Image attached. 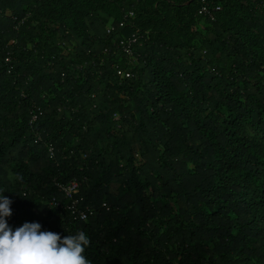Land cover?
I'll list each match as a JSON object with an SVG mask.
<instances>
[{
  "label": "trees",
  "instance_id": "1",
  "mask_svg": "<svg viewBox=\"0 0 264 264\" xmlns=\"http://www.w3.org/2000/svg\"><path fill=\"white\" fill-rule=\"evenodd\" d=\"M248 129L264 141V0H0L13 230L82 231L91 264H264Z\"/></svg>",
  "mask_w": 264,
  "mask_h": 264
},
{
  "label": "clouds",
  "instance_id": "2",
  "mask_svg": "<svg viewBox=\"0 0 264 264\" xmlns=\"http://www.w3.org/2000/svg\"><path fill=\"white\" fill-rule=\"evenodd\" d=\"M3 193L0 189V264H91L83 254L90 240L82 231L61 236L42 231L35 221L13 230L7 222L12 200Z\"/></svg>",
  "mask_w": 264,
  "mask_h": 264
},
{
  "label": "built area",
  "instance_id": "3",
  "mask_svg": "<svg viewBox=\"0 0 264 264\" xmlns=\"http://www.w3.org/2000/svg\"><path fill=\"white\" fill-rule=\"evenodd\" d=\"M219 7H213V8H208L207 6H202L200 11L201 13H205V14H208L211 18H213V13L215 10H217ZM124 48V50L128 53V54H131L132 51H131V48H130V40L128 41H124L122 40L120 42ZM118 73H120V71H118ZM128 75V74H126ZM49 151L50 153L52 154V149L49 148ZM58 187H59V190L61 192H63L64 196L71 199L70 201V204L68 205L69 208H72L73 211H77L78 215L82 218V219H85L86 218V212L85 210H78L76 209V201H77V198L74 197V194H76L78 192V189H79V182L76 180V179H72L66 183H60L58 184ZM52 205L56 206L57 205V201L55 199L52 200Z\"/></svg>",
  "mask_w": 264,
  "mask_h": 264
},
{
  "label": "rangeland",
  "instance_id": "4",
  "mask_svg": "<svg viewBox=\"0 0 264 264\" xmlns=\"http://www.w3.org/2000/svg\"><path fill=\"white\" fill-rule=\"evenodd\" d=\"M248 134L252 137H254L261 145L264 144V141L261 139L260 141L258 140V137L255 136L252 130L248 129Z\"/></svg>",
  "mask_w": 264,
  "mask_h": 264
}]
</instances>
